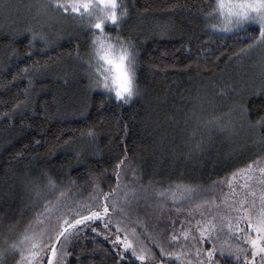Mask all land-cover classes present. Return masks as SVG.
Wrapping results in <instances>:
<instances>
[{"label":"trees","instance_id":"obj_1","mask_svg":"<svg viewBox=\"0 0 264 264\" xmlns=\"http://www.w3.org/2000/svg\"><path fill=\"white\" fill-rule=\"evenodd\" d=\"M42 1L39 8L36 0H0V113L6 114L0 116V233L9 242L17 240L34 212L42 210L44 200L57 205V209L83 202L94 194L91 172H103L100 185L105 192L109 191V185L116 183L111 171L114 163L111 149L124 144L131 155V164L122 180L135 181L138 190L152 194L153 201L157 198L160 204L167 201L168 191L173 187L195 189L183 205L191 210L199 209L195 206L200 205L207 210L208 217L213 205L203 201H214L218 208L229 191L225 177L232 180L233 171L261 154L260 135L264 130L250 127L239 119L236 111H230L235 107L234 101L240 99L234 90L246 83L249 87L243 99L250 115L255 118L264 114V91H252V85L260 84L264 51L256 48L239 53L249 42L247 33H258L259 25L250 23L246 32L212 27L218 0H127L129 16L120 34L137 40L152 34L141 45V63L137 67L141 94L124 104L104 91L89 90L85 63L67 54L78 41L84 54L91 31L47 8L50 0ZM173 3L178 7L170 8ZM198 8H203V12L197 11ZM37 13H42L43 21L37 20ZM169 18H174L183 35L153 32L157 23ZM132 26L135 29L129 32ZM28 28L46 33L51 46L45 48L44 41L37 38L34 51L28 52V42L32 39L31 32L26 31ZM107 30L118 31L114 25H109ZM189 38L192 51L182 47ZM33 61L47 62L50 67L41 71L30 85L27 76L18 73ZM13 76L18 78L13 80ZM25 88L30 91L25 93ZM26 96L31 97V106L15 110L13 105L25 101ZM85 100L91 107L86 116L79 115ZM217 124L227 127L213 126ZM91 125L99 132L95 146L86 135H80ZM70 136L76 137L75 143L64 146L61 140ZM201 136L206 141L211 137L205 150L189 152ZM96 149L102 155H93ZM25 171L39 178L42 185L39 196L24 190L20 177ZM49 173L56 182L53 188L47 187ZM69 178L75 184H70ZM158 188L162 189L158 191ZM193 199H198L197 203ZM163 208L169 214L175 209L169 201ZM17 220L19 224L9 231L8 226ZM221 239H227L224 233ZM234 243L241 241L228 240V245ZM72 244L88 249L96 244L108 248L111 241L88 228ZM68 251L79 255L71 244ZM85 256L96 264L102 261L112 264L111 253L109 257H104L102 252L94 256L85 253ZM216 258L220 264H225V260L231 264L234 259L231 256L221 259L219 253ZM68 259L76 264L75 257ZM7 264H14L13 256L7 257ZM137 264L141 263L137 261Z\"/></svg>","mask_w":264,"mask_h":264},{"label":"snow or ice","instance_id":"obj_2","mask_svg":"<svg viewBox=\"0 0 264 264\" xmlns=\"http://www.w3.org/2000/svg\"><path fill=\"white\" fill-rule=\"evenodd\" d=\"M52 8L55 13L63 18H71L78 21L80 25L91 29V34L95 35V42L97 50H108L114 45L108 38L109 33L105 29L111 25H114L117 31V39L123 41L125 38L121 36L120 31L124 30L125 19H120L116 14V2L115 0H50V3L46 6ZM170 8L178 7L177 4L173 3L169 6ZM219 7L226 11L224 27L229 29L235 28L238 30L245 31L251 21L254 24L259 25L258 33H247L249 36V42L239 49V53L251 51L259 48L264 51V0H219ZM216 9H213L215 11ZM197 11L203 12V8H198ZM207 13L206 15H210ZM121 15L129 16L128 8L124 9V13ZM87 18V19H85ZM219 25H213L218 27ZM135 26L129 29V32L133 31ZM26 31L31 32L32 39L28 42V52H33L35 49V41L37 37H42L44 41V47H50L52 41L48 39V35L42 31H36L33 28H28ZM153 32L159 35H169L171 33H177L183 35V31L179 25L174 21V18L162 23H157ZM152 33L145 34L141 39H129L127 43H130L136 56L133 59V63L136 68L133 69L127 62V57H123L120 62H116L110 59L107 55L104 57L107 60V64L98 66L95 72L103 76V85L110 87L109 79L116 86V96H124L127 100V93L131 92V81L134 71H137L138 65L141 63L140 53L142 51V43L151 37ZM131 38V36H129ZM124 46H122L123 48ZM182 47L188 51H192L191 38H189ZM16 49H13L15 52ZM69 56H75L79 60H83L84 56L80 52L79 41L77 42L74 49L69 50L67 53ZM237 53H233L236 55ZM49 60H52L50 57ZM50 67L45 62L39 64L33 61L30 65H25L19 75L27 76L29 84L35 83V78L39 73ZM106 70V71H105ZM88 72L87 69H85ZM92 74H89V90L92 88L99 87L101 84L99 76L96 79L91 78ZM17 76H13V80L17 79ZM249 85L242 83L236 88L235 94L240 97L239 100L234 101L235 107L230 111H236L239 119L246 122L250 127H258L264 130V114L258 115L253 118L250 115V109L247 107L243 99V94L248 89ZM29 88H25L24 92L28 93ZM224 92V89H220ZM253 92L264 91V63L261 65L260 71V84L252 85ZM141 94V90H140ZM109 97H111L109 95ZM104 101H101L103 106ZM31 106V97L26 96L25 101H17L13 108L15 110H21ZM91 103L85 100L78 110L79 115L86 116ZM6 115L0 113V116ZM46 115V113H45ZM103 118H101L102 122ZM213 126H219L221 129L226 128L224 124H217ZM126 128V125H124ZM211 131V129H209ZM81 136H87L89 142L95 146L98 141L99 132L96 130L95 125H91L85 132L80 133ZM196 136V133H192ZM59 139V138H58ZM211 140L208 137L206 141L203 136L192 144L189 152L204 151L205 144ZM76 141L75 136H70L67 139L61 140L64 146H71ZM261 142V154L256 157L251 163H247L244 167L238 168L233 171L230 175L232 180H228L225 177L226 182L229 184V192L225 195V199L222 203L228 205L229 212L234 211L237 218V223L233 224L230 217L213 216L211 219L204 221H197L196 226L199 228V236L193 237L196 242V246L193 249L196 255L194 264H220L217 253L220 254L221 259L225 256L234 257L231 264H264V132L260 135ZM39 143V141H37ZM111 143V141H109ZM113 152V166L112 173L115 176V185H109V191L105 192L100 185V179L103 176V172L96 173L91 172L90 178L94 182V194H90L89 197L84 198L83 202H74V207H68L65 205L63 209H55L54 206L48 200L42 202V210L36 211L33 214V218L30 219L23 229V233L18 237L17 240L11 242L8 241V237L0 233V264H7V257L12 255L14 258V264H71L69 257H75L76 264H96V261L87 259L85 253L90 256H94L97 252H102L104 257H109L111 253L112 264H137V261L141 264H165V258H171L173 256L180 259L182 257L181 252L170 250L165 245L164 239H154L153 243L158 244L159 248L154 250L149 247L141 234L137 232L135 228L129 230L126 226L121 227L125 223L127 217L124 208L120 207V192L123 187L126 186V181L121 179V176L129 169L131 164V155L127 151V145L117 148L113 146L111 149ZM102 153L99 149L93 152V155ZM22 155V154H20ZM80 153H77L79 157ZM135 172L133 175L135 176ZM243 178L244 186L240 195L237 197L234 190L231 187L232 181L237 178ZM21 184L26 192L35 193L37 196L42 191V185L39 182V178L31 174L30 171H25L21 174ZM248 181H252L249 183ZM70 184H75V181L69 178ZM56 186V182L52 179L51 174H47V187L53 188ZM186 190L194 192L195 189H189L185 186ZM162 194V193H161ZM60 196L63 197L64 193L61 192ZM176 197L173 195L172 197ZM127 197L125 194V201ZM232 200V203H229ZM204 204L211 203L213 207H216L215 202L211 200L203 201ZM195 207L199 208L200 205ZM77 209H79L77 211ZM46 222L44 227L37 231L34 229V222L38 223L40 217L45 216ZM219 215V214H218ZM52 220L55 222L53 223ZM97 222H101L100 227H94L93 225ZM245 224L244 228L239 227V223ZM19 224V220L14 221L8 226V230L12 231L13 228ZM83 226V227H81ZM113 227L116 229L113 232ZM91 228L93 232L98 233L111 240V244L108 248H104L100 244H96L92 249H88L86 246H78L72 244L74 240L79 241L81 233L85 229ZM255 231V235H252V231ZM163 232V230H161ZM219 233H224L227 239L221 240ZM239 233L238 236H235ZM184 236L189 235V231H184ZM114 237V238H113ZM87 239V237H84ZM238 239L246 241L251 251L242 248L239 244L228 245L229 239ZM95 241V237H92ZM168 240L180 239L179 236L173 234L167 237ZM201 241L207 242L210 246L205 247ZM219 241V245L218 242ZM72 245L74 249L79 251V255L76 252H69L68 247ZM59 245V247H57ZM115 251H112V248ZM157 252L160 255H157ZM19 256L16 260L15 257ZM119 257V260H117ZM136 257V260L131 259ZM103 264V261L101 262ZM173 264H176L173 261ZM225 264L228 261L225 260Z\"/></svg>","mask_w":264,"mask_h":264},{"label":"rangeland","instance_id":"obj_3","mask_svg":"<svg viewBox=\"0 0 264 264\" xmlns=\"http://www.w3.org/2000/svg\"><path fill=\"white\" fill-rule=\"evenodd\" d=\"M36 1H37L36 4H38V7L40 8L42 6L41 3L43 1L42 0H36ZM217 5H218L217 10L214 14L216 18L215 24L222 23L227 14L224 9H221L219 7V0ZM36 15H37V20H39L40 22L43 21L42 13H37ZM42 24L44 23L42 22ZM219 30H223V29H219ZM233 30H237V29H233ZM134 182L135 181L133 182L126 181V186L123 187L120 192V207L124 208L127 217L125 223L122 224L121 227L123 228L126 226L129 230L135 228L137 232L141 234L142 238L145 240L148 246L152 247L154 250L158 249L159 245L154 244L153 241L154 239L160 238L165 240V245L170 250L182 253V257L180 259H177V257L175 256L171 258H165V264H173V261H175L176 264H194V261L196 260V255L193 249L196 246V242L193 240V237L199 236L200 234L199 228L196 226L197 221H201V220L207 221L211 219L213 216H217L218 219L220 218V216H227L232 218L231 222L233 224L237 223L235 212L234 211L229 212L228 205L222 203L224 201L223 199L222 202H220L218 208L213 207L212 209L208 210L209 212L207 217V213H206L207 210L202 206H200L199 209H195V210H191L190 208L186 209L183 203L186 201L185 198L188 195L189 197L187 199L190 198V191L186 190L181 186L173 187L172 190L168 191V194H170L169 198L167 199V201H163L160 204L157 198L156 201H153L152 194L149 193L146 194L141 189L138 190ZM248 182L252 183V181H248ZM243 186H244V180L242 177L232 181L231 187L234 190L235 195L237 197L240 195L241 191L243 190ZM160 189L162 188H158V191H160ZM125 194L127 197L126 201H125ZM173 195L176 197L175 199L172 198ZM198 199L200 200L199 204H201V197ZM198 199H193V201L197 203ZM168 201L171 202L175 207V209L170 214L168 212H165L166 210L163 208V206L166 207ZM232 202H233L232 200H229V203ZM150 203H152L153 205L150 206ZM71 207H74V205H72ZM57 208L58 206L54 205V211ZM78 210L79 209H77V211ZM46 217L47 214H45V217L44 218L42 217L38 223H34L33 227L35 230L39 231L44 227V224L46 222ZM52 222L54 223L55 221L52 220ZM97 223H101V222H97ZM239 227L244 228L245 224L243 222H240ZM112 230L113 232L116 231L114 227ZM161 230H163V232ZM185 230L189 231L188 236H184L183 233ZM173 234L179 236L180 239L178 241L168 240L167 237H170ZM255 234L256 233L253 230L252 235ZM238 235L239 233H236V236ZM219 236L221 239L222 233H219ZM201 243H203L205 247L210 246L205 241H201ZM217 243L219 245V241ZM242 243L246 244V247L244 246L241 247L248 249V251L250 252L251 249L249 248L247 242L241 241V244ZM233 245H236V243H234ZM57 247H59V245H57ZM157 255H160V253L157 252ZM10 257L12 256L10 255ZM134 258L137 259L136 257Z\"/></svg>","mask_w":264,"mask_h":264},{"label":"clouds","instance_id":"obj_4","mask_svg":"<svg viewBox=\"0 0 264 264\" xmlns=\"http://www.w3.org/2000/svg\"><path fill=\"white\" fill-rule=\"evenodd\" d=\"M115 2H116V14H117V16H119L120 19H122V20L126 19L127 15H121V14L124 13V9L127 7V0H115ZM128 11H129V8H128ZM225 23H226V20L224 18L222 23L214 24V25H219L218 27H214V28L229 31V29L224 27ZM249 23H252V22L250 21ZM109 25H111L110 22H109ZM212 27H213V25H212ZM233 29H235V28H233ZM233 29H231V30H233ZM89 30L91 31V29H89ZM105 31L110 34L108 38L112 41L114 46L108 50L98 51L97 46H96V42H95V35L91 34V36L89 38L88 50L84 54H82L84 56V59L82 61L85 63V65L87 67L88 75L92 74L91 75L92 79H96L99 76L101 84L99 87H96V89L104 91L107 96H109V95L112 96L119 103H124V104L131 103L137 96L140 95V86H139L138 79H137V71L133 72L132 81H131V85H130L131 92L126 94L127 100H125L124 96H120L119 98H117L116 86L112 83L111 79H109L110 87H105L103 85V83H102L103 76H100L99 73L95 72V69L98 66H102V65L107 64V60L104 59V57L106 55L110 59H112L116 62H120L121 59L126 56L127 62L129 63V65L133 69H135L136 65L133 63V59L136 56V53L134 51L133 46L130 43H127L129 41V39H134V38H129V37L124 36L125 39L123 41H121V40L117 39V32L113 33L111 31H108L107 28L105 29ZM121 36H123V35H121ZM37 38H39L40 40H43L42 37H37ZM122 46H124V47L122 48Z\"/></svg>","mask_w":264,"mask_h":264}]
</instances>
